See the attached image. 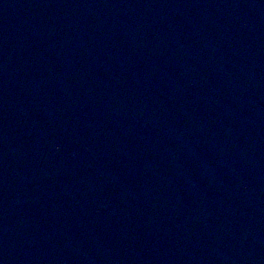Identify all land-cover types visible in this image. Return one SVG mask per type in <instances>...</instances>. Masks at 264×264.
<instances>
[{
	"label": "water",
	"instance_id": "water-1",
	"mask_svg": "<svg viewBox=\"0 0 264 264\" xmlns=\"http://www.w3.org/2000/svg\"><path fill=\"white\" fill-rule=\"evenodd\" d=\"M0 264H264V0H0Z\"/></svg>",
	"mask_w": 264,
	"mask_h": 264
}]
</instances>
